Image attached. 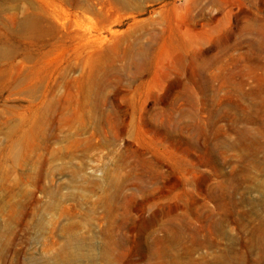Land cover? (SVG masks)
Masks as SVG:
<instances>
[{
  "label": "rangeland",
  "instance_id": "374dc122",
  "mask_svg": "<svg viewBox=\"0 0 264 264\" xmlns=\"http://www.w3.org/2000/svg\"><path fill=\"white\" fill-rule=\"evenodd\" d=\"M264 0H0V264H264Z\"/></svg>",
  "mask_w": 264,
  "mask_h": 264
},
{
  "label": "bare ground",
  "instance_id": "6f19581e",
  "mask_svg": "<svg viewBox=\"0 0 264 264\" xmlns=\"http://www.w3.org/2000/svg\"><path fill=\"white\" fill-rule=\"evenodd\" d=\"M258 242L262 249H264V233L260 235Z\"/></svg>",
  "mask_w": 264,
  "mask_h": 264
}]
</instances>
